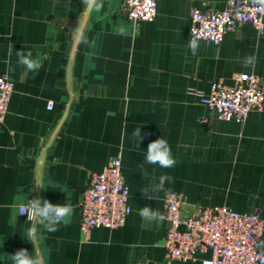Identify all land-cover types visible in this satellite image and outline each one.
<instances>
[{
  "label": "crops",
  "instance_id": "1",
  "mask_svg": "<svg viewBox=\"0 0 264 264\" xmlns=\"http://www.w3.org/2000/svg\"><path fill=\"white\" fill-rule=\"evenodd\" d=\"M121 1L98 0L97 10V0H0V75L14 81L0 130V264H13L22 249L42 264H200L166 259L169 191L183 195L185 213L226 205L257 211L264 221V111L242 123L224 121L187 93H209L212 82L230 84L239 74L264 82V31L243 25L218 46L196 40L193 54L190 9L224 0H157L154 19L139 24L127 19ZM20 52L40 67L29 70ZM160 138L177 161L170 168L145 162L148 144ZM114 157L121 159L131 212L121 227L94 228L85 239L81 193L88 175ZM36 199L72 212L49 232L18 213L22 202ZM145 206L160 218L143 219Z\"/></svg>",
  "mask_w": 264,
  "mask_h": 264
},
{
  "label": "built area",
  "instance_id": "2",
  "mask_svg": "<svg viewBox=\"0 0 264 264\" xmlns=\"http://www.w3.org/2000/svg\"><path fill=\"white\" fill-rule=\"evenodd\" d=\"M121 8L132 24L151 22L157 13V0H122ZM188 19L191 40L218 46L225 33L243 25L252 26L261 35L264 5L258 0H224L216 8L192 7ZM13 89L12 78L0 75V130ZM187 93L224 121L242 123L251 113L264 111V82L255 75H235L230 84L212 82L209 93L195 89H188ZM184 204L181 193L169 191L163 197L164 250L168 261L264 264V253L260 251L264 221L257 211L238 213L226 205H197L185 213ZM79 207L80 229L85 239L94 228L117 229L125 223L131 209L120 157L109 160L102 171L88 175ZM18 213L27 218V213H20L19 206ZM206 253L209 257L201 258Z\"/></svg>",
  "mask_w": 264,
  "mask_h": 264
},
{
  "label": "clouds",
  "instance_id": "3",
  "mask_svg": "<svg viewBox=\"0 0 264 264\" xmlns=\"http://www.w3.org/2000/svg\"><path fill=\"white\" fill-rule=\"evenodd\" d=\"M87 2L91 4L93 3V0H87ZM258 2L264 5V0H258ZM99 7L100 3L97 0V10ZM133 35H135V32ZM190 47L193 54H195V39L190 41ZM17 55L19 57V62L25 65L29 70H37L40 67L39 62L31 58L30 52L27 54L20 52ZM49 107H51V102H49ZM145 162L147 164H158L162 168H170L177 163L171 155V148L168 142L162 138L148 144ZM161 179H170V177H161ZM19 211L21 214L27 213V218L29 220H38V222L43 225L44 229L53 232L57 230V225L62 221H67L72 209L69 206L53 205L48 200L43 201V204H41V200L36 199L31 203L22 202L19 206ZM139 215L147 221H153L160 218L159 212L153 211L148 206L143 207L140 210ZM35 233V228H30L28 230L29 237L34 238ZM11 259L13 264H42V260L39 257L30 256L26 249L16 252L11 256Z\"/></svg>",
  "mask_w": 264,
  "mask_h": 264
},
{
  "label": "water",
  "instance_id": "4",
  "mask_svg": "<svg viewBox=\"0 0 264 264\" xmlns=\"http://www.w3.org/2000/svg\"><path fill=\"white\" fill-rule=\"evenodd\" d=\"M84 24H85V23L82 24L81 28H83ZM67 73H68V91H69L70 96H71V80H70L71 61H70V64H69V66H68ZM69 106H70V103H67V106H66V108H65V111L63 112V114H62V116H61V118H60V120H59V122H58V124H57V126H56V128H55V130H54V132L52 133V135H51V137H50V139H49V141H48V143H47V145H46V147H45L43 153H45L46 150L48 149V147L51 145V143L53 142V139H54V137H55L57 131L59 130V128H60V127L62 126V124L64 123V121H65V119H66V117H67L68 111H69ZM34 221H36V220H34Z\"/></svg>",
  "mask_w": 264,
  "mask_h": 264
}]
</instances>
